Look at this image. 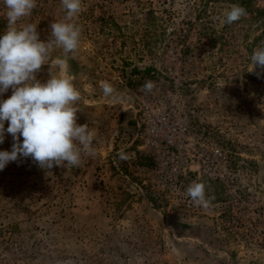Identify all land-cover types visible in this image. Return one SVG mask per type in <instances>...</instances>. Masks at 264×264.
Segmentation results:
<instances>
[{"label": "rangeland", "instance_id": "374dc122", "mask_svg": "<svg viewBox=\"0 0 264 264\" xmlns=\"http://www.w3.org/2000/svg\"><path fill=\"white\" fill-rule=\"evenodd\" d=\"M229 8L82 0L71 21L80 47L51 71L80 90L77 122L96 128L94 153L48 174L31 158L0 171V264H264V70L248 72ZM6 11L0 0V35ZM64 20L61 0H37L17 27L35 24L47 40ZM50 75L44 65L38 79ZM104 81L124 99L106 97ZM193 182L214 197L209 208L187 195Z\"/></svg>", "mask_w": 264, "mask_h": 264}, {"label": "clouds", "instance_id": "9594fccd", "mask_svg": "<svg viewBox=\"0 0 264 264\" xmlns=\"http://www.w3.org/2000/svg\"><path fill=\"white\" fill-rule=\"evenodd\" d=\"M66 20L53 21L47 40L41 39L38 26L18 22L30 16L37 0H4L7 27L0 35V144L11 135V150L0 151V171L11 162L31 158L47 174L55 167L79 168L83 158L94 153L97 130L89 123L77 122L81 92L69 76L53 75L52 66L61 70L76 53L81 43V28L71 22L82 11V0H61ZM247 16V10L232 5L225 13L227 24ZM59 49L62 55H54ZM252 68L264 70V46L251 55ZM50 65V78L38 79L42 66ZM156 87L154 81L142 85L145 93ZM11 90V95L4 99ZM103 94L120 102L124 97L108 82H102ZM7 123V127H5ZM22 138V139H21ZM126 161L128 154L117 153ZM187 195L196 206L207 209L214 197L206 194L204 182H193Z\"/></svg>", "mask_w": 264, "mask_h": 264}, {"label": "trees", "instance_id": "16d2710c", "mask_svg": "<svg viewBox=\"0 0 264 264\" xmlns=\"http://www.w3.org/2000/svg\"><path fill=\"white\" fill-rule=\"evenodd\" d=\"M206 2H212L213 4L224 3L230 6L240 5L246 8L247 16L243 17L239 21L232 24L226 23V30L232 32L237 28H242L244 32V42L246 52L252 55L254 49L258 46H264V0H204ZM207 8L204 6L199 12V21H204V17L207 16ZM229 8V9H230ZM145 71L151 72V68H147ZM261 78H264V73ZM205 178V177H204Z\"/></svg>", "mask_w": 264, "mask_h": 264}, {"label": "built area", "instance_id": "2783aa9c", "mask_svg": "<svg viewBox=\"0 0 264 264\" xmlns=\"http://www.w3.org/2000/svg\"><path fill=\"white\" fill-rule=\"evenodd\" d=\"M186 133H187V129L185 128V133L184 134L187 135Z\"/></svg>", "mask_w": 264, "mask_h": 264}]
</instances>
